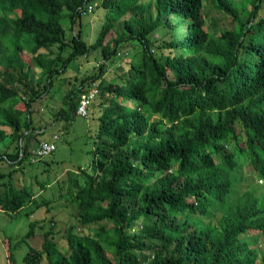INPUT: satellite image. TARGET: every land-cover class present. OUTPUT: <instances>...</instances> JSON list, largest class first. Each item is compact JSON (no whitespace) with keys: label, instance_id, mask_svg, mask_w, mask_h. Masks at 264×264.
Returning a JSON list of instances; mask_svg holds the SVG:
<instances>
[{"label":"trees","instance_id":"obj_1","mask_svg":"<svg viewBox=\"0 0 264 264\" xmlns=\"http://www.w3.org/2000/svg\"><path fill=\"white\" fill-rule=\"evenodd\" d=\"M92 1L0 0V210L28 207L31 216L51 204L36 197L52 183L34 174L50 169L19 182L27 164L45 160L32 162V150L54 140L39 139L45 131L33 125L34 104L80 56L97 49L103 56L63 96L68 111L60 108L55 119L70 121L95 83L105 103L89 151L93 166L65 171L68 180L58 184L76 219L66 229L67 249L52 221L25 261L264 264V0H100L105 21L88 44L79 25ZM213 8L233 26L220 27ZM160 32L168 33L155 37ZM133 42L138 59L121 60L122 71L100 79L105 62Z\"/></svg>","mask_w":264,"mask_h":264},{"label":"rangeland","instance_id":"obj_2","mask_svg":"<svg viewBox=\"0 0 264 264\" xmlns=\"http://www.w3.org/2000/svg\"><path fill=\"white\" fill-rule=\"evenodd\" d=\"M91 4L94 6V11L83 14L81 17L82 25H79V28L82 29L83 37L88 44H92L97 39L106 17V11L100 6V0H94ZM210 16L217 19L220 27H232L235 23L230 17L215 8L211 9ZM62 24L67 39L71 38L72 30L69 19H64ZM76 30H78V26ZM167 33H156L155 37L162 38ZM113 37L114 34H112ZM52 50L54 51L53 56L56 55L57 47H53ZM41 51L47 52L44 49ZM69 51L70 49L68 48L64 51V54L67 55ZM120 51L122 53L117 58L115 57L105 62V72L100 79L104 77L110 80L116 71H122V66L119 65L121 60L122 62H126L128 57H132L133 55L135 56L134 60L138 59L140 46L135 42L124 43L121 45ZM22 56L27 62H30L31 54L28 51L22 53ZM101 61H103V56L100 49L92 52L89 56H86V54L80 56L70 64L66 73L55 79L51 92L34 104L35 107L32 114L33 125L37 128L41 127L45 131L44 136L39 137V139H54V135H58V139L55 140L57 149L41 163L27 164L23 174L19 178V182L32 183V174L35 171H39V168L50 169V173L47 174H41V172L34 174L35 176L38 175L41 180L47 179L52 183L51 186L40 191L36 197L38 201L43 202L47 200L51 204L35 210L31 216L25 214L28 207L16 214L0 210V264H12L9 257L7 239L11 241L16 264H30L24 259L30 250V245L34 248L41 247L44 241V233L50 229L52 221L54 222L53 232L55 240L61 249H67L66 229L70 223H75L76 219L74 217L73 205L69 199L63 197L66 189L58 186V184L63 185L68 180V175L65 171L76 170L80 165L84 168L89 167L90 164L93 166L92 161L94 157L89 151L94 148V141L99 128L98 117L102 110L100 103L105 102H103L102 95L99 92L90 104L87 117L74 114L68 122L66 120L56 121L55 119L60 108L64 107L68 111L67 107L63 105V96L69 91L70 87H77L81 84L80 80L83 76L85 77L96 72L98 69L96 66H99ZM0 70H3L1 63ZM33 73L36 78L40 75V71L36 68H34ZM76 76L78 79L77 82H74ZM100 79H98L99 83ZM69 80L73 81L70 85ZM89 83L86 84L85 88H87ZM32 142L37 143L38 141L33 139ZM13 145L11 148L14 147ZM13 151L14 149H12ZM1 165L3 171L8 170L5 163ZM259 183L264 185V180L263 182L260 180ZM32 221H38L35 226V235L27 238L26 233ZM78 231L81 233L88 232L87 229H78ZM41 264H47L46 259H43Z\"/></svg>","mask_w":264,"mask_h":264},{"label":"built area","instance_id":"obj_3","mask_svg":"<svg viewBox=\"0 0 264 264\" xmlns=\"http://www.w3.org/2000/svg\"><path fill=\"white\" fill-rule=\"evenodd\" d=\"M93 9L92 6L88 7V12H91ZM94 87L89 89V92L83 93L81 96L80 104L77 110V114L83 117H87L89 114V107L93 99L98 94V88L95 83ZM58 139V135L54 136V140H42L38 143V145L32 150L31 161L37 162L43 158L48 157L52 153H54L57 149V144L55 140Z\"/></svg>","mask_w":264,"mask_h":264},{"label":"clouds","instance_id":"obj_4","mask_svg":"<svg viewBox=\"0 0 264 264\" xmlns=\"http://www.w3.org/2000/svg\"><path fill=\"white\" fill-rule=\"evenodd\" d=\"M92 12H93V9H92L91 12H88V8H86V9L83 10V14H88V13H92ZM98 91H99V89H98Z\"/></svg>","mask_w":264,"mask_h":264}]
</instances>
